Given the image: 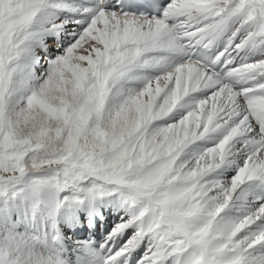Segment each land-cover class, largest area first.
I'll use <instances>...</instances> for the list:
<instances>
[{
	"label": "snow or ice",
	"instance_id": "6c2138e0",
	"mask_svg": "<svg viewBox=\"0 0 264 264\" xmlns=\"http://www.w3.org/2000/svg\"><path fill=\"white\" fill-rule=\"evenodd\" d=\"M0 264H264V0H0Z\"/></svg>",
	"mask_w": 264,
	"mask_h": 264
},
{
	"label": "bare ground",
	"instance_id": "6f19581e",
	"mask_svg": "<svg viewBox=\"0 0 264 264\" xmlns=\"http://www.w3.org/2000/svg\"><path fill=\"white\" fill-rule=\"evenodd\" d=\"M49 43L51 44L52 42H51V41H49Z\"/></svg>",
	"mask_w": 264,
	"mask_h": 264
}]
</instances>
